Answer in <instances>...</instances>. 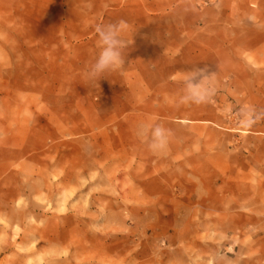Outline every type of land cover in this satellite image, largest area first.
Masks as SVG:
<instances>
[{
  "label": "rangeland",
  "instance_id": "1",
  "mask_svg": "<svg viewBox=\"0 0 264 264\" xmlns=\"http://www.w3.org/2000/svg\"><path fill=\"white\" fill-rule=\"evenodd\" d=\"M263 44L264 0H0V264H264Z\"/></svg>",
  "mask_w": 264,
  "mask_h": 264
},
{
  "label": "clouds",
  "instance_id": "2",
  "mask_svg": "<svg viewBox=\"0 0 264 264\" xmlns=\"http://www.w3.org/2000/svg\"><path fill=\"white\" fill-rule=\"evenodd\" d=\"M123 21L118 24L100 23L95 25V34L98 37V52L94 61L87 70L90 80H98L104 77L106 72L115 70L125 63V49L127 42L122 37ZM212 71L207 65H192L185 70L182 78L183 96L181 102L203 103L210 95L209 78ZM151 146L156 149L163 146L166 130L162 125H152ZM141 131H146L145 126H141Z\"/></svg>",
  "mask_w": 264,
  "mask_h": 264
},
{
  "label": "crops",
  "instance_id": "3",
  "mask_svg": "<svg viewBox=\"0 0 264 264\" xmlns=\"http://www.w3.org/2000/svg\"><path fill=\"white\" fill-rule=\"evenodd\" d=\"M256 32H258V36L256 37L257 39V41L255 40L253 43L255 44V45H257V44H260L261 43V38H262V36L260 35V31H256ZM255 37V36H254ZM259 48H260V53H259V58H261V57H264V44H263V51H262V47H261V45L260 46H258Z\"/></svg>",
  "mask_w": 264,
  "mask_h": 264
}]
</instances>
